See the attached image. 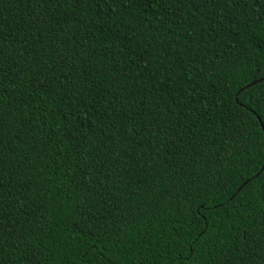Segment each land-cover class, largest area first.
<instances>
[{
  "label": "trees",
  "instance_id": "trees-1",
  "mask_svg": "<svg viewBox=\"0 0 264 264\" xmlns=\"http://www.w3.org/2000/svg\"><path fill=\"white\" fill-rule=\"evenodd\" d=\"M262 12L0 0V264H27L25 240L34 264H192L204 229L200 264H264V84L231 72Z\"/></svg>",
  "mask_w": 264,
  "mask_h": 264
},
{
  "label": "snow or ice",
  "instance_id": "snow-or-ice-1",
  "mask_svg": "<svg viewBox=\"0 0 264 264\" xmlns=\"http://www.w3.org/2000/svg\"><path fill=\"white\" fill-rule=\"evenodd\" d=\"M79 2V0H77ZM87 2V0H85ZM113 2L118 3L119 0H113ZM177 9H179L182 5V3L186 2V0H175ZM204 4H207L209 2H212V0H202ZM217 2L224 3L225 5L231 4L233 0H217ZM261 3H264V0H260ZM37 3H39V0H37ZM55 7V4L52 5ZM195 6V5H191ZM239 7V4L236 5ZM261 21H264V12L261 13L260 17ZM215 30V29H213ZM241 45L243 47V52L241 55L236 57V61L233 63L231 72L233 76L237 78H244L247 79L249 76H251L252 82L250 83L249 87H254L257 84H264V23H261L259 26V29L253 28L251 32L247 30V26H245V32L242 34L240 38H237L232 43V50L236 51L237 46ZM3 67V62L0 60V69ZM224 87L227 89L228 84L225 83ZM247 91L246 88L241 87L237 93L245 92ZM250 95L253 97L252 103L255 105L256 114L257 115H264V88H256L255 91L251 92ZM249 111H252L251 108H249ZM259 124L264 127V119H259ZM0 172H2V169H0ZM205 204V201L200 202V208H203ZM199 210V209H198ZM214 207H209L208 211H214ZM148 214L141 211V210H134V214L131 216V219L125 220L122 222L121 227L124 229V231L119 232L118 234H112L115 238L113 240V246H115L116 243H119L121 241V238L124 241H129L132 239V232H136L138 229L142 227L141 221L143 220L144 216H147ZM243 215V214H241ZM207 219V217H205ZM151 217H148L147 221H144L145 224H150ZM185 223H190L187 219L185 220ZM154 227L163 228V223L154 225ZM200 238H203V244H207L208 240L212 239V235L208 232L207 229L202 230L198 237L193 238L194 243H192L191 251H185L182 255L185 257V259H190L192 264H200V255L207 254L208 249L203 247L201 245ZM51 243V241H48ZM44 241H41V244H43ZM198 245H201L198 247ZM28 242L25 240L24 245V251L21 252V256L23 258H26L27 264H34L32 261V253H30L27 250ZM2 247V245H0ZM63 248V245H61ZM67 250V249H65ZM44 251V248L41 247V252ZM74 255V251L70 253ZM106 258V264H111V261L107 259V251L104 253Z\"/></svg>",
  "mask_w": 264,
  "mask_h": 264
}]
</instances>
